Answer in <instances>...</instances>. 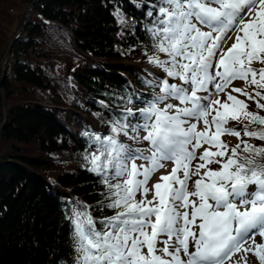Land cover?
Instances as JSON below:
<instances>
[{"label": "snow or ice", "instance_id": "obj_1", "mask_svg": "<svg viewBox=\"0 0 264 264\" xmlns=\"http://www.w3.org/2000/svg\"><path fill=\"white\" fill-rule=\"evenodd\" d=\"M146 15L148 62L165 76L145 81L153 94L138 116L129 108L109 135H90L96 148L84 158L105 187L100 205L114 214L97 220L89 206L73 207L72 264H226L241 250L264 264V243L255 240H264V145L241 140L229 149L220 139L243 131L264 141V116L226 92L241 79L255 95L233 92L264 99V68L252 67L264 64V0H156ZM241 118L249 121L241 129L224 127ZM121 135L148 147L125 144ZM204 144L209 148L197 156ZM194 160L200 162L193 167ZM166 161L171 172L149 188Z\"/></svg>", "mask_w": 264, "mask_h": 264}, {"label": "trees", "instance_id": "obj_2", "mask_svg": "<svg viewBox=\"0 0 264 264\" xmlns=\"http://www.w3.org/2000/svg\"><path fill=\"white\" fill-rule=\"evenodd\" d=\"M17 1L18 32L0 8V264H72L73 207L89 206L97 220L114 214L84 158L96 148L90 135H109L111 122L129 108L138 116L153 94L130 63L152 54L145 25L156 0Z\"/></svg>", "mask_w": 264, "mask_h": 264}, {"label": "rangeland", "instance_id": "obj_3", "mask_svg": "<svg viewBox=\"0 0 264 264\" xmlns=\"http://www.w3.org/2000/svg\"><path fill=\"white\" fill-rule=\"evenodd\" d=\"M3 7V12L5 13V17L6 20L8 21V24L6 25L9 32H18L19 30V26L22 23L23 20V14H24V8L21 5V3L17 0H5L4 5H0V8ZM13 15V16H11ZM28 12H27V18L25 20H28ZM20 31V30H19ZM10 34V33H9ZM14 38V37H13ZM235 37H233L232 40L229 41L228 46H231V43L234 42ZM12 41V40H11ZM163 58V56H162ZM130 65L136 67L143 75L145 78H147L148 80H153L155 77H160L163 78L165 76V73L158 67L150 64L148 62V59H145L143 61H140L138 63H130ZM253 68L256 69H260V68H264V64H260L259 62H255L252 65ZM169 83H179V81L174 80L172 78H169ZM234 88H238V89H242L244 92L250 93L253 96L255 95V88L252 85L247 84L244 80L241 79H237L234 80L231 85L230 88H228L226 90V92H230L232 95L236 96L239 100L244 101L247 105H248V110L252 111V112H257L258 111V107H257V99H249L248 96L243 95L242 93H238V92H233L232 89ZM156 91H159V89H156ZM264 91V90H262ZM3 91H1L2 93ZM203 95V93H202ZM219 99L221 100V102H224L227 100V95L225 93H220L219 94ZM4 102H5V95H4V101H3V96H2V105L4 107ZM172 103H177V101H172ZM231 103V102H229ZM259 103H260V99H259ZM0 115H1V111H0ZM87 125V131L88 132H92L93 130L97 129V126H95L92 123L86 122ZM243 126V124H241L240 122L238 123V120H229L228 123L224 126L226 128H230V129H241ZM204 125L201 122L198 125V130H203ZM214 131V129H213ZM146 133L143 132L142 136L145 135ZM247 137H245L243 131H241L240 137H236L235 135H229V134H224L220 137V139L227 144L228 148L231 149L232 147H235L238 143H240L241 140H245ZM248 141V139L246 140ZM130 145H134L137 147H148V143L147 142H143V144H135L134 141H131ZM206 148H209L208 144H204L202 148L199 149V154L197 156H199ZM212 152L216 151L215 147H211L210 149ZM230 154V153H229ZM216 159H221L220 157H216ZM223 159H227V156L223 157ZM199 160H194L192 161V165L193 167L199 163ZM144 163V161L138 160L137 164H142ZM165 163V167L160 169L159 171H157L152 178L149 180V188L152 187L153 184L159 182L160 177L162 175H168L172 168L174 167L173 162L171 161H166ZM209 168H212L213 170H218L220 168L219 164H209L208 165ZM202 172L204 171L203 169L201 170ZM197 177L193 176L192 180H195ZM192 186V181H189V189H191ZM250 190H255V186H250ZM152 192H149L148 194V199H152ZM139 195L137 196V199H139ZM256 243H264V240L261 239L260 236H256L255 237ZM245 247L247 248L248 245H245ZM258 263V258L252 254L251 252H244L243 250H241L239 253H235L230 260L226 261V264H257Z\"/></svg>", "mask_w": 264, "mask_h": 264}, {"label": "water", "instance_id": "obj_4", "mask_svg": "<svg viewBox=\"0 0 264 264\" xmlns=\"http://www.w3.org/2000/svg\"><path fill=\"white\" fill-rule=\"evenodd\" d=\"M12 42H13V40H12ZM12 42H11V43H12ZM2 96H3V101H4V93H3V92H2ZM2 124H3V123H0V128H1Z\"/></svg>", "mask_w": 264, "mask_h": 264}, {"label": "bare ground", "instance_id": "obj_5", "mask_svg": "<svg viewBox=\"0 0 264 264\" xmlns=\"http://www.w3.org/2000/svg\"><path fill=\"white\" fill-rule=\"evenodd\" d=\"M230 88V87H229Z\"/></svg>", "mask_w": 264, "mask_h": 264}]
</instances>
